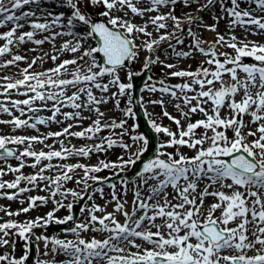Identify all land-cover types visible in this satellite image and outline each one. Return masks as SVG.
I'll list each match as a JSON object with an SVG mask.
<instances>
[{
    "label": "snow or ice",
    "instance_id": "obj_1",
    "mask_svg": "<svg viewBox=\"0 0 264 264\" xmlns=\"http://www.w3.org/2000/svg\"><path fill=\"white\" fill-rule=\"evenodd\" d=\"M180 2L188 7L192 0H148L147 4H143V0H88L91 5H102L105 8L101 15L108 18L107 23H96L89 18L88 13L82 11L84 0H61L62 5L70 9V15L50 11L45 14L46 10L40 7L41 0H0V28L10 26L7 31L0 32V41H3L0 44V58L11 56L10 59H0V69L19 67L18 62L27 64L20 70V78L0 77L4 81L0 84V96H4L6 101H0V112L12 117L10 120H0V124H10L14 129H37L38 124L63 122L57 119L58 115L63 120H83L88 119L82 115L85 109L96 113V119L81 131H71L78 125L70 123L61 131L46 135H0V160L13 157L20 161L17 167L8 165V172L21 173V169L26 166L24 158L27 157L34 158V163L30 165L33 168L42 161H49L34 175L25 176L21 173L11 182L2 180L7 172L0 168V190H17L11 194L0 192V195L15 200L19 194L31 190L20 187L21 181H26L29 185H35L37 181H48L54 186V191L50 193L53 198L57 195L67 198L70 194L73 198L83 199L81 193L74 189L61 191L62 182L72 180L70 173L75 169L84 171V177L76 182L83 183L87 189L91 187L88 180L99 182L108 179L94 173L103 169L123 170L140 159L148 141L138 134L130 138L133 143L142 141V145L127 160L118 158V163L101 161L97 166L50 163L55 158L67 160L73 155L89 156L93 151H106L118 144L125 149L132 146L122 140L125 134H129L127 119L105 120V113L99 106L108 103L109 99H115L118 108L119 97L129 95L134 85L123 82L119 73L126 66V61L138 58L139 49L154 52L161 42L171 41L173 38L178 44L184 43L182 37L176 36V32H183L182 24L191 25L202 18L187 13L183 18L178 17L175 5ZM227 2H230V7L226 6ZM242 2L245 0H220L222 11L232 18L229 28L239 25L250 34H264V0H246V3L255 5L254 8H241ZM215 3L217 0H207L198 11H204ZM32 5H36L41 15L31 8ZM26 6L29 9L25 11ZM162 8L167 11H161ZM128 11L141 18L147 16L148 19L143 25H137L128 17ZM151 13L156 15H150ZM222 18L217 17L216 21ZM169 21L172 31H168ZM77 24L86 26L88 31L84 34L74 31ZM149 24L158 33V39L152 38V32L148 31ZM26 26L30 30L23 31ZM205 27L209 31H216L217 25L214 23ZM64 28L68 30H56ZM43 33L49 35L36 39L37 35ZM93 34L99 36V46L84 48L87 39ZM136 34L149 37V40L137 45ZM188 35L193 38L192 50L207 57L203 63L214 67H204L201 64L195 70L171 72L173 77L189 78L182 84L168 85L161 79L158 81L161 85L159 88L156 84L145 85L148 92L169 94L173 99L182 100L183 107L180 103L174 107L188 120L186 129L181 127L179 119L166 110L162 97L150 99L149 104L159 105L163 116L177 125L178 133L151 119V114L145 108L151 127L156 133L167 135L169 140L160 144L156 157L147 160L137 173L141 183L135 186L131 211L127 210L125 203L115 193L113 212H107L105 207L93 204L88 209L89 217L86 221L66 230L76 235L75 240L35 237L36 240L45 241L46 249L51 243L50 251L53 255L52 260L37 261V264H57V253L69 257L61 264H264V44L247 41L246 38L240 40L234 35L226 40L224 35L218 34L215 42L205 48V42L191 27L188 28ZM63 36L73 39L65 41L59 49L54 47L55 54L44 53V56L32 58L30 63L26 55L17 54L20 46L28 42L35 45L49 42L54 45L56 38ZM217 45L232 49L234 54L218 52ZM14 49L17 51L14 52ZM193 51H178L176 56L191 57ZM63 52L79 55L64 59L45 71L33 70L44 57L55 62ZM99 53L103 54L102 62L97 59ZM245 58H251L254 62L247 63ZM158 61V56H148L143 67L147 70ZM159 62L168 69L175 67L174 64ZM137 74L128 73V80L131 81L132 76ZM106 76L110 79L103 83ZM225 76L228 78L225 79ZM113 86L117 91L112 92L111 96L102 95L98 98L93 92V89H97L101 93H108ZM13 90L25 98L10 99ZM186 90L194 94L187 95ZM237 96L240 97L239 100ZM37 101L43 102L44 108H47V102H52L48 109L52 112L50 117L28 115L42 110L35 106ZM141 101L143 102V97ZM193 101L196 103L193 104ZM132 103L129 98V106L122 110L125 117L134 115ZM209 104L210 107H207ZM185 107L188 111L183 110ZM65 108L73 111H63ZM13 109L19 111L20 115H15ZM222 109H227L228 115L222 116ZM196 113L203 114L205 118L192 122L190 117ZM246 115L251 118L247 122L244 119ZM131 127L138 128L139 125L134 123ZM200 128L205 131L197 136L196 130ZM104 129H121L119 141L110 135L94 146L64 147L63 141H60V150H55L52 145H46L48 151H36L32 147L35 143L44 144L51 137L92 139ZM229 130L233 133L231 137L227 134ZM209 131L211 135L208 134ZM9 145L25 147L23 151H19ZM184 146L194 149L195 154L189 157L181 153L179 148ZM166 148L177 150L175 153L163 151ZM52 168H58L59 174L55 177L43 174ZM122 183L126 187L127 182ZM111 187L115 188L116 185L112 184ZM145 187L147 195L142 192ZM169 188L172 189L171 193ZM97 191L103 196L102 188ZM206 197L215 201L207 209ZM47 200L48 197L33 196L28 198V207H22L16 212L5 208H0V211L8 216H19L37 207V201L47 203ZM20 203L24 204L25 201ZM56 205V210L67 208L69 215L58 219L54 210L48 212L46 217L31 221L21 223L8 220L0 223V233H3L0 236V246L9 245V239L5 237H9L11 230L29 241L36 227L52 222L66 224L74 219L73 203L64 204L57 200ZM97 212L102 215H96ZM116 213L124 217L123 223L116 218ZM158 220L160 223H157ZM89 230L107 235L102 239L95 236L81 238L80 233ZM12 247L14 249V244ZM28 259L27 251L19 258L6 253L0 255V264H26Z\"/></svg>",
    "mask_w": 264,
    "mask_h": 264
},
{
    "label": "rangeland",
    "instance_id": "obj_2",
    "mask_svg": "<svg viewBox=\"0 0 264 264\" xmlns=\"http://www.w3.org/2000/svg\"><path fill=\"white\" fill-rule=\"evenodd\" d=\"M148 0H143V4H147ZM207 0H192V3L190 6L186 7L182 2L177 3L175 5V14L178 17L183 18L185 14H191L193 16H198L202 18L199 22L193 23L191 25L188 24H182V28L184 29L183 32H176V36L182 37L184 43L183 44H178L176 39L173 38L171 41H163L159 44V46L156 48L154 52H149L146 49H139V56L137 59L129 61L127 65L120 70V76L121 80L125 83L131 82L133 85L134 84V79L131 78V81L128 80L127 74L128 73H138L139 75L141 73L145 72L144 69V64H145V58L148 56H152L153 58L159 57V61H162L164 64H174L175 67L172 69H168L163 66L162 63L159 61L155 64H152L150 66V74L146 78V81L143 86V91L139 94L140 98L143 97V102L140 101V105L142 108L143 116L145 117V121L141 120L140 117L138 116L137 108L136 105L133 103L131 104V107L133 109L134 115L132 117H125L123 113V109L128 107V99L131 98L133 102V89L130 91L129 95L124 96V97H119L120 99V105L117 108L115 105V99H109L108 103L106 104H101L100 110L105 113V120L111 121V120H116L120 121L121 119H127V126H128V131L129 134H125L122 137L123 143L132 145L129 149H125L119 144L117 146H113L111 149H107L106 151H93L89 156H77L73 155L69 157L67 160H60L58 158L53 159L50 163L53 165H62V164H84L87 166H97L100 164L101 161L104 162H119L120 157H123L124 160H127L132 153H135L138 148L142 145V141H137L133 143L131 140L130 136H135V135H143L147 141V147L146 150L143 152V155L146 154L147 152H150L151 154L155 155L153 157H150V159L155 158L156 155L158 154L159 146L161 143L166 142L169 140V137L165 135L164 133H156L154 129L151 127V124L149 122L150 117L145 115V108L147 109V112L151 114V119H154L158 124H161L162 126L168 127L171 131L177 132L178 133V128L177 125L170 120L169 118L163 116L162 113V108L159 105H152L149 104L148 101L150 99H160L161 97L165 101L164 107L166 110L174 117L179 119L181 121V127L185 128L187 127L188 120H186L184 117L181 116L180 111H178L174 105L177 103H180L183 107V102L182 100H176L173 99L169 94H163L160 92L156 93H151L145 90V85L147 84H156L157 88H159L161 85L158 83L159 80L163 79L166 84L168 85H175V84H182L188 81L189 78H181V77H173L170 75L171 72L173 71H178V70H195L198 67L203 64L204 67H214L210 66L206 63H203L207 57L204 55L200 54L198 51H193L192 50V44H193V38L188 35V28L191 27L192 31L199 36V38L205 42L203 45L205 48L208 47L211 43L215 42L217 39L218 34H222L225 36L226 40H229L231 36H236L240 40H244L246 38L247 41H255L257 43L264 44V34H250V32H246L244 28L241 26L237 25L233 28H229V23L232 18L228 17L226 13H224L221 9L220 6V0H217V3L213 4L212 6L208 7L204 11H198V8L206 4ZM142 6V5H138ZM226 6H231L230 2L226 3ZM40 7L46 12L50 11L53 12L54 14H58L60 12H65L66 15H70V9H68L66 6L62 5L61 0H41V5ZM244 7H249V8H254L255 5H250L248 3L242 2L241 3V8ZM32 9L37 10V14L41 15V12L36 8V5L31 6ZM29 9V6L25 7V11ZM82 11H85L86 13L89 14V18L93 21L96 17L100 18H105L106 20L108 19L107 17L101 15L102 12L105 11V8L102 5H91L88 3V0H84V3L82 5ZM161 11H167L166 8H162ZM119 15H124V13H119ZM150 15H156V13H151ZM128 17L132 19L134 23L137 25H143L145 21L148 19L147 16L141 18L140 16H135L132 14L130 11H128ZM217 17H223L222 19H219V21H216ZM216 23V31H209L206 29L205 26H210ZM8 27L6 26L5 28H0V32L7 31ZM30 30L29 27H25L23 31H28ZM58 31L63 30L67 31V28L64 29H56ZM74 31H77L81 34H84L88 31V28L86 26L77 24L76 27L73 29ZM148 31L152 32V38L158 39V33L154 31L153 27L149 24L148 26ZM168 31H172V25L171 22L169 21V28ZM163 33V30H161V34ZM43 35H49V33H43L42 35H37L36 39H41L43 38ZM138 38L136 39V44L141 45L142 42L149 40V37L136 34ZM73 39L70 36H63V37H57L54 45L53 43L46 42L43 45H35L32 42H28L26 44H23L20 46L18 53L21 55H26L28 57V62L30 63L32 58L37 57V56H44V53H49L55 54L54 53V47L56 49H59L61 45L67 41ZM3 41H0V44H2ZM172 45L171 47L169 45ZM88 47H97V42L96 40L92 37L88 38L86 43L84 44V48ZM30 49H35V51H30ZM218 52H228L229 54H234V51L224 45H217ZM17 50L14 49V52ZM178 51H193V55L191 57H178L176 56V52ZM60 58L53 62L51 59L48 57H44L43 61H38L37 65L34 66V71H45L49 68H53L56 66V64L60 63L64 59H72L74 55H79V54H73L71 52H63L60 53ZM11 56H6L4 58L0 59H10ZM87 59V58H85ZM97 59H100L102 62V59L99 54H97ZM223 59V57H221ZM245 62L247 63H252L254 62L251 58H245ZM19 67L13 66V67H8L0 69V77L3 76H11L14 78H20L19 72L21 69L27 66L25 62H18ZM86 67V66H85ZM71 68V66H70ZM144 77V76H142ZM140 76L137 77V80L140 81L141 78ZM149 77H152L151 80H149ZM228 77L225 76V79ZM110 77H104L102 82L107 83ZM143 79V78H142ZM4 83L3 80H0V84ZM74 90V89H73ZM117 91V89L113 86L110 87V91L108 93H101L97 89H93L94 94L99 98L102 95L103 96H111L112 92ZM71 94V91L69 92ZM187 95H193L194 93L187 92ZM179 95V92H178ZM25 97L23 95H19L15 90L12 91L10 99H24ZM239 96H237V100H239ZM0 101H5L4 96H0ZM6 102V101H5ZM196 102L193 101V104ZM9 107H12L11 104L8 105ZM37 107H41V111L39 113H28V115H38V116H44V117H50L52 115V112L48 109L51 108L52 102L49 101L47 102V108H44L43 102L37 101L36 105ZM210 107V104L207 106ZM63 111H73L71 108H65L62 109ZM184 111H188V109L185 107L183 109ZM15 115H20L19 111L13 109ZM82 115L84 117H88V119H83V120H63L62 116H57L58 120H61L63 122L61 123H55V122H49L45 125H37V129H32V128H20V129H14L12 125L10 124H0V135H23V136H34V135H46L49 132H57L61 131L64 127H67L68 124H73V125H78L74 126L71 131H81L83 128H87L91 125L92 121L96 119V113L95 112H90L87 109H85L82 112ZM221 115L225 116L228 115V110L227 109H222L221 110ZM22 118H27V117H22ZM205 117L201 113H196L192 114L190 119L192 122H195L200 119H204ZM12 119L11 116H9L7 113L0 112V120H10ZM245 121H249L251 118L249 116L244 117ZM138 124V128H132L131 126L133 124ZM146 125V126H145ZM147 126L151 129L153 134H149ZM252 127H255V125H252ZM121 129H115V130H110V129H104L100 133H98L94 138L92 139H86V138H77V137H51L47 139L44 144H39L35 143L32 145L33 149L36 151L44 150L48 151L49 148L46 147V145H52L55 150H60L61 148V143L60 141H63V146L64 147H71L75 146L76 148H80L82 146H94L96 144H100L102 139L108 136H112L113 139H117L119 141L120 139V133ZM205 130L203 128L197 129L196 133L197 136L203 134ZM113 132L115 133L113 135ZM211 135L212 133L209 131L208 133ZM229 137L233 135L231 130L228 131L227 133ZM154 135V136H153ZM156 136V139L154 138ZM251 139V138H250ZM10 147H15L18 148L19 151H23L25 146H17V145H9ZM205 147H207V144H205ZM105 148H107V145L105 144ZM176 148H166L163 151L166 152H171L175 153ZM179 151L186 156H193L195 154L194 149H190L186 146L180 147ZM141 156V157H142ZM20 161L16 160L13 157L7 158V160H0V168H3L7 174L5 175L4 179L8 180L9 182L15 180L17 175H20L21 173L25 176H30L34 175L39 171L41 167H44L46 164L49 163V161H42L41 164L37 165L35 168L31 167L34 163V158L27 157L24 158V163L25 167L21 169V173H12L7 171V166L11 165L12 167H17L19 165ZM141 168L140 163H135L134 165H129L125 167L123 170L120 169H103L99 173H94V175H97L102 178H108L107 180H101L99 182H94L92 180H88L87 183L90 185V188H85L83 183L77 184L76 181L80 180L82 177H84V171L82 169H75L73 173H70V175L73 176V179L70 181H63L62 182V188L61 191H64L66 189H74L77 192H80L81 195L83 196V199L79 198H73L70 194L67 196V198H64L60 195H57L55 198H53L50 193L54 191V186L50 184L48 181H37L35 185H29L26 181H21L20 187H28L31 190L24 192L22 194H19L17 196L16 200H19L18 203H14V201H9L4 198L3 195H0V208H5L8 209L12 212H16L22 207H28V198L33 197V196H44L48 197L47 203H42L40 201H37V207L33 208L31 211L27 213H21L19 216H8L6 215L3 211H0V223H3L8 220H13L17 222H26V221H31L35 220L38 217H46L47 213L50 211L55 210V217L58 219H63L66 216L69 215V210L67 208H59L57 209L56 201H61L64 204L68 203H73L74 207L72 209V214L75 206L79 205L82 203L81 209H84L81 211L79 210V218L77 220L68 221L66 224H58L55 222L49 223L47 225H58V229H44L47 225L43 227H36L33 229V237L32 241L35 244V252H34V260L31 264H37V261H50L53 259V255L51 253V248L52 245L51 243L48 244L47 249L45 248V241L43 239L41 240H36L35 237H41V236H46L49 238L56 237L59 239H64V240H75L77 237L74 233L70 231H66L67 229L71 227H75L77 223L84 222L88 219L89 217V212L88 209L91 208L93 204L100 205L101 207H105L107 212H113L115 208L116 201L113 200V194L117 197H119L121 202H124L126 197H131L133 198V192L135 189V186L137 184L141 183L140 178L137 176L133 180H127L126 178H122L119 180L113 179L110 180L111 178H114L119 172H125L129 176H134V174ZM59 169L58 168H52L43 174L46 176H51L55 177L57 174H59ZM111 182H109V181ZM108 181V182H107ZM123 181L127 182V185L125 187V184L122 183ZM115 184L116 187L112 188L111 185ZM45 185H48L47 188H45ZM96 185V186H94ZM203 187V185H201ZM103 189V196H101V193L97 191V189ZM6 193L11 194L13 192H16V189H7L5 190ZM168 191L171 193L172 189L169 188ZM126 192V195H125ZM144 195H147V189L146 187L142 190ZM25 201L24 204H21L20 201ZM214 201L213 198L211 197H206L205 198V209L210 205L209 201ZM96 215L100 216L102 215L101 213L97 212ZM219 215V213H217ZM74 216V215H73ZM116 218L123 223L124 222V217L120 213H116ZM157 223H160L158 220ZM99 227V225H97ZM15 230H11V233L9 237H5L9 239V245L5 246H0V255L6 254V253H12L15 255V257L19 258L21 255L25 253V251L28 252V256L30 257L31 253V240L25 241L18 235H15ZM106 233H98L94 232L92 230H89L87 232H81L80 236L81 238H91L95 236L96 238L102 239L104 238V235ZM107 235V234H106ZM105 235V236H106ZM0 236H3V233H0ZM14 244V249L12 245ZM134 250V249H133ZM47 252V255L45 254ZM58 254V253H57ZM57 254L55 255V260L57 263L61 264V262L66 261L69 259V257L65 256L63 259L60 257L57 258ZM46 259V260H45Z\"/></svg>",
    "mask_w": 264,
    "mask_h": 264
},
{
    "label": "water",
    "instance_id": "obj_3",
    "mask_svg": "<svg viewBox=\"0 0 264 264\" xmlns=\"http://www.w3.org/2000/svg\"><path fill=\"white\" fill-rule=\"evenodd\" d=\"M93 22H96V23H107V20L105 19V18H100V17H97L96 18V20H94ZM94 35V37H95V39L97 40V42H98V46H99V44H100V38H99V36L98 35H96V34H93ZM101 54V58L103 57V54L102 53H100ZM128 61H126L125 63H127ZM150 72V68L149 69H147V70H145V72L144 73H141L140 74V76H144L143 77V79L141 80V81H139L138 83H135V85H134V88H133V93H134V99H133V102H134V105H136V107H137V110H138V113H139V116L141 117V119L143 120V121H145V117L143 116V112H142V108H141V105H140V101H141V98H140V93L143 91V86H144V83H145V81H146V78L149 76V73ZM136 76L137 75H133L132 77L133 78H136ZM145 123H146V121H145ZM149 134H153L152 133V131L151 130H149ZM154 136V135H153ZM155 139H156V136L154 137ZM153 154V153H152ZM151 154V156L150 157H153L154 155H155V153H154V155H152ZM150 157H149V159H150ZM146 159H148V158H146ZM146 159H144L143 157H140V159L139 160H137V162L138 163H140L142 166H143V164L145 163V160ZM142 170V169H141ZM141 170H139V171H141ZM138 171V172H139ZM137 172V173H138ZM137 173L135 174V176H137ZM134 176V177H135ZM122 177H127V175H126V173H124V172H121L120 174H118L117 176H115L114 178H111L110 180H113V179H120V178H122ZM134 177H127L129 180H132ZM109 181V180H108ZM80 207H81V205H78L76 208H75V210H74V216H75V220H77L78 219V217H79V209H80ZM48 227V226H47ZM48 228H50V226L48 227ZM33 247H34V245H33ZM26 264H30V262L29 261H27L26 262Z\"/></svg>",
    "mask_w": 264,
    "mask_h": 264
},
{
    "label": "bare ground",
    "instance_id": "obj_4",
    "mask_svg": "<svg viewBox=\"0 0 264 264\" xmlns=\"http://www.w3.org/2000/svg\"><path fill=\"white\" fill-rule=\"evenodd\" d=\"M9 67H13V66H9ZM7 69H8V67H7ZM150 150H149V152H147L146 154H144V157H147L149 154H150ZM4 177L5 176H3L2 177V180H4V181H8V180H5L4 179ZM5 190H7V189H3V190H0V192H4V193H6V191ZM4 198L6 199V200H9V199H7L5 196H4ZM9 201H14V203H18L19 202V200H9ZM132 201H133V198H131V197H126V199L124 200V202L123 203H125V207L127 208V210H129V211H131V205H132ZM212 203V201L210 200L209 201V204H211ZM106 235V234H105ZM104 235V236H105ZM57 258H61V259H63L64 257H65V255H63V254H61V253H58L57 254V256H56ZM46 260V259H45ZM57 264H59V263H57Z\"/></svg>",
    "mask_w": 264,
    "mask_h": 264
}]
</instances>
